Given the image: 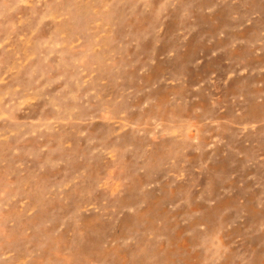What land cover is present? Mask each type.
<instances>
[{
  "label": "rangeland",
  "instance_id": "1",
  "mask_svg": "<svg viewBox=\"0 0 264 264\" xmlns=\"http://www.w3.org/2000/svg\"><path fill=\"white\" fill-rule=\"evenodd\" d=\"M0 264H264V0H0Z\"/></svg>",
  "mask_w": 264,
  "mask_h": 264
}]
</instances>
